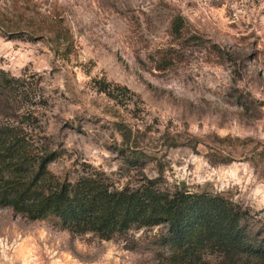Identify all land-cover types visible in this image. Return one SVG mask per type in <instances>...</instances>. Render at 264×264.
Masks as SVG:
<instances>
[{
  "label": "rangeland",
  "instance_id": "rangeland-1",
  "mask_svg": "<svg viewBox=\"0 0 264 264\" xmlns=\"http://www.w3.org/2000/svg\"><path fill=\"white\" fill-rule=\"evenodd\" d=\"M0 122L40 138L53 174L86 163L239 205L261 257L199 264H264V0H0ZM165 239L0 207V264H177Z\"/></svg>",
  "mask_w": 264,
  "mask_h": 264
},
{
  "label": "trees",
  "instance_id": "trees-1",
  "mask_svg": "<svg viewBox=\"0 0 264 264\" xmlns=\"http://www.w3.org/2000/svg\"><path fill=\"white\" fill-rule=\"evenodd\" d=\"M56 158L23 125L0 122V207L30 221L54 219L70 233L103 239L164 226L165 244L177 264H199L205 255L261 257L239 225L246 212L220 195L163 190L147 178L121 186L86 163L57 175L48 170Z\"/></svg>",
  "mask_w": 264,
  "mask_h": 264
}]
</instances>
